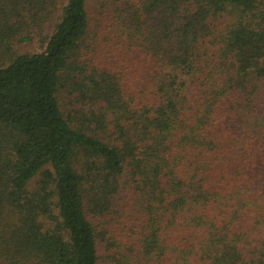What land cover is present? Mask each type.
Returning <instances> with one entry per match:
<instances>
[{
	"label": "trees",
	"instance_id": "1",
	"mask_svg": "<svg viewBox=\"0 0 264 264\" xmlns=\"http://www.w3.org/2000/svg\"><path fill=\"white\" fill-rule=\"evenodd\" d=\"M0 264H264V0H0Z\"/></svg>",
	"mask_w": 264,
	"mask_h": 264
},
{
	"label": "rangeland",
	"instance_id": "2",
	"mask_svg": "<svg viewBox=\"0 0 264 264\" xmlns=\"http://www.w3.org/2000/svg\"><path fill=\"white\" fill-rule=\"evenodd\" d=\"M20 48L22 50H25V52H27V51L32 52V51L39 49V44L28 45V46L22 45V46H20Z\"/></svg>",
	"mask_w": 264,
	"mask_h": 264
}]
</instances>
